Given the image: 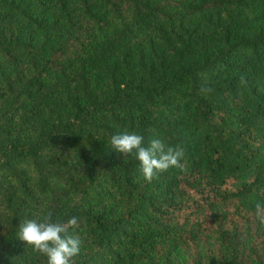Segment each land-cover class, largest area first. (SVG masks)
Here are the masks:
<instances>
[{"label":"trees","instance_id":"1","mask_svg":"<svg viewBox=\"0 0 264 264\" xmlns=\"http://www.w3.org/2000/svg\"><path fill=\"white\" fill-rule=\"evenodd\" d=\"M184 151L151 182L112 136ZM264 0H0V264H264Z\"/></svg>","mask_w":264,"mask_h":264},{"label":"clouds","instance_id":"2","mask_svg":"<svg viewBox=\"0 0 264 264\" xmlns=\"http://www.w3.org/2000/svg\"><path fill=\"white\" fill-rule=\"evenodd\" d=\"M110 144L123 156L134 154L141 165L142 176L148 182L169 168L183 167V149L166 147L160 139L151 140L146 147L142 135L124 132L112 136ZM255 217L264 225V203L255 204ZM76 224L75 217L70 218L67 224L52 222L50 216L43 220L26 219L20 222L17 238L34 251L45 255L47 264H75L74 258L79 255L81 240L67 233L69 226Z\"/></svg>","mask_w":264,"mask_h":264}]
</instances>
